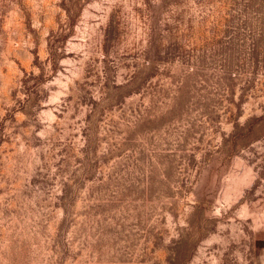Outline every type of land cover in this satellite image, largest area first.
Masks as SVG:
<instances>
[{"label":"rangeland","instance_id":"374dc122","mask_svg":"<svg viewBox=\"0 0 264 264\" xmlns=\"http://www.w3.org/2000/svg\"><path fill=\"white\" fill-rule=\"evenodd\" d=\"M0 264H264V0H0Z\"/></svg>","mask_w":264,"mask_h":264}]
</instances>
